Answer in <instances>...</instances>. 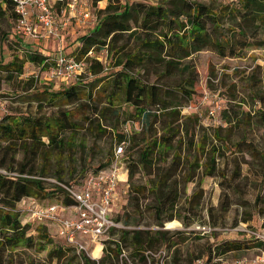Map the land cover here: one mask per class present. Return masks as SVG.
Instances as JSON below:
<instances>
[{
  "label": "rangeland",
  "instance_id": "374dc122",
  "mask_svg": "<svg viewBox=\"0 0 264 264\" xmlns=\"http://www.w3.org/2000/svg\"><path fill=\"white\" fill-rule=\"evenodd\" d=\"M157 1L159 0H100L96 3L97 11H94V15L97 18L98 10H103L108 2L119 7L125 2L156 3ZM217 1L225 2L227 0ZM14 27L9 14L0 18V61L2 64L9 62L12 57L25 60V52L18 46V42L20 44L23 40V44H25L27 39L15 32ZM70 27L77 31L76 36L67 34ZM70 27L60 31L61 47H58L59 43L53 38L47 40L29 39L26 45L31 48H34V45L38 46L39 49H45L52 56H58L59 50L63 54H70V52L66 53L68 46L74 50L78 45V41L74 39L81 33L92 31L95 22L87 29L78 28V30V26L75 25H70ZM251 41L253 42L249 47L240 51L233 58H219L210 51H201L189 56L180 61L181 65L179 66L180 70L188 64L189 73H182L180 70L167 76L163 73L161 65L148 66L145 69L134 71V74L143 81L148 84L162 85L163 89L187 87L184 82L185 78L193 81V94L190 100H184L176 93L167 95V97L163 95L164 104L158 106V110L150 118V126L146 130L143 129L135 111L123 103L120 96L112 106L100 103L103 101L101 98L100 104L97 105L100 109L98 115L92 114V106L82 105L87 100L86 97H83L79 106H63V109L69 112L75 130L72 133L64 134L62 138L66 144L65 149L59 153V156L56 154L50 156L49 161L55 166L53 161L61 157L58 174L61 175L64 184L57 182L54 178H46L44 179L45 187L58 186L59 184L63 186L77 185L87 173L97 170L100 165H105L109 159L113 161V148L118 143L117 134L124 140L123 156L119 158L121 162L125 158L136 160L139 150L146 142L159 141L158 139L168 131L175 134L166 154L163 157H154L151 174L146 175L138 172L132 178L131 185L143 186L147 180L153 179L157 174L160 177H165L166 184L177 186L176 206L161 217V226H158L152 211L147 206L144 207L151 204L152 197L149 193H145L144 198L140 196L141 207L138 212L126 206L127 204L125 207L115 204L116 208L113 211L116 210L117 214L114 211L111 215L113 222L118 227L109 230L104 239L105 243L101 254L97 249L93 251V256L99 255L95 264H193L196 259L200 258H206V264H214L210 256H207V250L221 241L248 239L249 237H245V235H255L264 240L262 217L258 214L259 211L264 214V180L260 177L262 167L257 160L250 158L244 151L238 152L232 145L242 133H247V135L254 133L256 143L260 147L264 146V141L260 138L259 123L253 114L256 109L264 112V103H260L258 99L259 95L264 97V25H260L255 38ZM42 42H46L45 48L41 47ZM124 44L129 48L136 46L133 39L123 37L115 43V47ZM92 56L96 59L111 57L109 53L106 55L93 53ZM113 62L114 60L111 59L112 65L109 62L106 68L94 77L81 76L77 79L76 84L88 86L90 81H99L91 89V94L96 93L111 80L115 71ZM42 71L38 66L24 61L21 76L8 79L4 77L3 73H0V118L5 115L46 117L56 110V107L38 102L37 94L44 90L54 93L65 89L75 81L70 80L69 83L48 82L43 79ZM98 87L99 90H97ZM88 89L90 90V88ZM202 96H205V99H201ZM215 100L219 102L220 109L226 110V116L231 118L229 126L222 125L220 131L221 137L227 140L226 144L217 141L212 133L213 126L217 125L220 117L215 118L216 114L210 117L207 112L211 107H214ZM186 106L189 108L182 109ZM244 112H248L250 117L247 123L244 122ZM193 116H196L197 119L191 118ZM228 134L229 136H227ZM211 154H214L220 161H222L223 155L228 159L226 175H229L235 165H238L243 176L238 180H233L230 188L224 187L221 193L220 185H218L219 178L202 176V163ZM176 161H178L177 165ZM166 174L167 176H165ZM226 197L229 203L227 210L216 226H210L207 216L208 209H213V213L217 214ZM256 198H258L257 204ZM60 199L61 194L57 193L37 200L41 201L40 203L33 200L39 205H53L59 203ZM26 203L27 200H24L18 203L15 208L19 209L20 205ZM126 213L129 214V217L124 218ZM169 216L172 217L171 220L167 219ZM22 223L32 227L39 224L44 225L50 236L51 245L45 246L44 249L19 247L10 253L5 252L3 264H81L79 259L73 260V255L76 253L73 250H71L72 252L67 251L61 243L56 234L57 228L53 223L35 224V222L27 221L25 217H23ZM186 223L188 226H185ZM202 226L209 227L210 230L197 229ZM137 229L165 231L168 244L149 249L140 258L131 250L127 242L119 240L120 230ZM117 242L121 247L119 254L112 251ZM53 247H60L66 251L64 260L57 262L47 257L48 249ZM263 253L257 249H250L226 253L222 259L232 261L262 258L264 264Z\"/></svg>",
  "mask_w": 264,
  "mask_h": 264
},
{
  "label": "trees",
  "instance_id": "16d2710c",
  "mask_svg": "<svg viewBox=\"0 0 264 264\" xmlns=\"http://www.w3.org/2000/svg\"><path fill=\"white\" fill-rule=\"evenodd\" d=\"M98 1L100 0L91 2L92 8L96 11ZM56 10H58L57 5ZM7 14L14 21L11 3L8 0H0V18ZM260 25H264V0H227L225 2L217 0H159L156 3L125 2L119 7L108 2L103 10H98L94 29L81 33L76 38L78 45L68 56L86 61L89 77H94L102 72L113 59L115 71L106 86L100 90L98 87L99 91L91 94V89L96 86L94 84L99 81H90L88 86L84 85V87L76 84V80L65 89L54 93L44 90L37 94L38 102L56 107V110L46 117L5 115L0 118V172H2L0 173V264H3L5 252L10 253L19 247L44 249L45 246L51 245L50 236L44 225L39 224L32 227L22 223L23 217L15 208L22 199L31 198L38 202L37 200L60 193L61 199L57 204L71 206L73 201L65 188L79 190L87 174L107 169L111 162L109 159L105 165H100L97 170L87 173L77 185L44 186L46 178H54L57 182L64 184L61 175L58 174L61 157L53 161L55 166L49 161L50 156L54 154L59 156V153L65 149L66 144L62 138L64 134L72 133L75 130L69 112L63 109L64 105L79 106L83 97H86L87 100L82 105L92 106V114L98 115L100 114L98 104L105 103L112 106L120 96L121 101L135 111L143 129L146 130L149 128L150 118L157 112L158 106L164 104L163 95L167 97V95L176 93L180 98L190 100L193 94V81L185 78L184 82L187 87L163 89L162 85L148 84L143 81L134 74V71L145 69L148 66L161 65L163 73L167 76L180 70L182 73H189L188 64L179 70L180 61L201 51H210L219 58H233L252 44L251 39L255 38ZM123 37L133 39L136 46L129 48L124 44L115 47V43ZM23 43V40L20 44L18 42V46L25 52L24 61L38 66L41 70L53 64L51 61L43 62L47 58L52 59V57L26 45L27 42ZM102 51L111 55L109 58L106 56L105 62H98L88 55V52L93 54ZM24 61L17 57H12L5 64L0 61V73H3L4 77L8 79L19 77L23 74ZM101 98L103 101H100ZM258 99L260 103H264L262 95H259ZM253 114L259 123V129H261L260 138L264 141V112L256 109ZM191 118L197 119L196 116ZM215 118H219V123L217 122V125L213 126V136L217 141L226 144L227 140L221 137L220 131L222 125L229 126L231 118L226 116L225 109H220ZM249 120L248 112H244V122L247 123ZM174 136L173 132L168 131L158 139L159 141L146 142L139 150L136 160L125 158L122 161L125 172V189H122L123 197L116 204L121 207H125L127 204L126 206L138 212L141 207L140 196L144 198V194L149 193L152 197L151 204L144 207L147 206L152 211L158 226H161V217L176 206L177 186L166 184V178L160 177L158 174L153 179L147 180L143 186H133L131 180L138 172L146 175L151 174L154 157H163L166 154ZM122 138L117 134L118 143L124 141ZM232 145L238 152L244 151L250 158L259 162L262 167L260 177L264 180V146L260 147L256 143L254 133L250 135L242 133ZM221 158L222 161L217 160L215 155L211 154L202 163V176L219 178L220 193L223 192L224 187L230 188L233 180L243 177L238 165H235L231 173L226 175L228 159L224 155ZM219 164H221L220 167ZM255 202L257 204L258 198ZM228 206L226 197L217 214L213 213V209H208L207 216L210 226H216ZM114 211L117 214V211ZM258 214L262 217V227L264 228V214L262 211H259ZM126 217H129L128 213L124 215V218ZM171 218L169 216L167 219L171 220ZM185 226L188 224L186 223ZM246 236L249 238L224 240L217 243L211 249L208 248L207 256L212 259L222 257L226 253L250 249L264 252L263 239L255 235ZM119 240L127 242L131 250L140 258L145 251L158 245L168 244L166 232L159 230H120ZM104 243L103 240L102 244ZM64 247L67 251L72 252L71 250H73L75 253L73 248L66 245ZM112 251L116 254L121 252L118 242ZM65 252L63 248L53 247L48 249L47 257L59 262L64 260ZM76 259H79L81 264H95L94 260H90L82 253L73 255V260ZM201 259L206 261V258Z\"/></svg>",
  "mask_w": 264,
  "mask_h": 264
},
{
  "label": "built area",
  "instance_id": "2783aa9c",
  "mask_svg": "<svg viewBox=\"0 0 264 264\" xmlns=\"http://www.w3.org/2000/svg\"><path fill=\"white\" fill-rule=\"evenodd\" d=\"M8 1L14 13L15 32L20 33L27 41L53 38L60 43L61 30L70 25L87 29L96 21L91 0ZM56 5L58 10H56ZM60 51L58 56L46 54L52 59L47 58L43 62L51 61L53 64L43 69L44 80L69 83L70 80L76 81L81 76H90L86 61L76 60ZM102 53L106 55L105 51L100 52V55ZM88 55L92 56L91 52H88ZM92 58L98 62H105V57L96 59L92 56ZM201 99H205V96ZM187 108L189 107L182 109ZM219 110V102L215 100L214 107H211L207 113L213 117V114ZM123 144L124 141L114 146V160L110 162L107 169L87 174L79 190L65 188L73 205H39L33 199L25 198L20 202L27 200V203L20 205L21 208L17 209L20 215H24L27 221L35 222V224L53 223L57 228L56 234L64 245L73 248L77 255L82 253L90 260L96 261L99 255L93 256V251L97 249L101 254L102 241L107 237L110 229L118 227L113 222L111 214L114 205L122 199L125 189L124 164L121 159L119 160L123 156ZM197 229L210 230L209 227L204 226ZM211 261L214 264H263L262 258L224 261L222 257H217L212 258ZM193 264H206V261L200 258L196 259Z\"/></svg>",
  "mask_w": 264,
  "mask_h": 264
},
{
  "label": "crops",
  "instance_id": "0c3cea01",
  "mask_svg": "<svg viewBox=\"0 0 264 264\" xmlns=\"http://www.w3.org/2000/svg\"><path fill=\"white\" fill-rule=\"evenodd\" d=\"M99 8V7H98ZM77 27V26H76ZM78 28H81V27H77V29ZM83 29V28H82ZM79 30V29H78ZM76 33H77V31L76 30H73L71 27L70 28H68V30H67V34L68 35H70V36H76ZM74 40H76V39H74ZM73 40V41H74ZM25 42H27L28 43V41H25ZM45 46H46V42H42L41 43V47L42 48H45ZM31 47V46H30ZM58 47H61L60 46V43L58 44ZM34 49H37L38 51H40L42 54H49V53H47V51L44 49H39V47L38 46H35L34 45ZM72 51V47H70V46H68V48L66 49V53L67 52H71ZM51 55V54H50ZM52 56V55H51Z\"/></svg>",
  "mask_w": 264,
  "mask_h": 264
}]
</instances>
